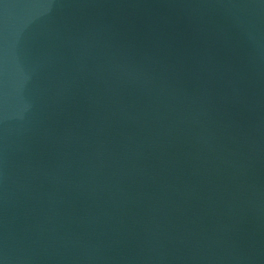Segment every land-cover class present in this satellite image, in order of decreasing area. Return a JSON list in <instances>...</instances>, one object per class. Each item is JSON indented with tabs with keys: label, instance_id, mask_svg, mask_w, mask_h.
I'll return each instance as SVG.
<instances>
[{
	"label": "water",
	"instance_id": "95a60500",
	"mask_svg": "<svg viewBox=\"0 0 264 264\" xmlns=\"http://www.w3.org/2000/svg\"><path fill=\"white\" fill-rule=\"evenodd\" d=\"M0 264H264V0H0Z\"/></svg>",
	"mask_w": 264,
	"mask_h": 264
}]
</instances>
